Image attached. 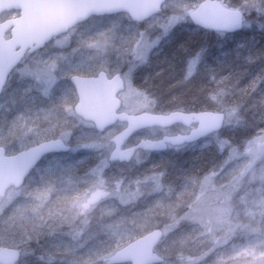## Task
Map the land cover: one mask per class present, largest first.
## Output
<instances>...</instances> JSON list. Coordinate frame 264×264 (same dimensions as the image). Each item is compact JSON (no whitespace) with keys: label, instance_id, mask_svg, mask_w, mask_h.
I'll list each match as a JSON object with an SVG mask.
<instances>
[{"label":"clouds","instance_id":"9594fccd","mask_svg":"<svg viewBox=\"0 0 264 264\" xmlns=\"http://www.w3.org/2000/svg\"><path fill=\"white\" fill-rule=\"evenodd\" d=\"M139 6L149 10L90 11L0 62V98H13L0 112V264H233L241 214L258 204L264 215V77L181 79L166 93L147 78L136 83L149 39H163L159 28L182 8ZM73 75L119 79L111 117L98 122L77 109ZM25 77L29 88L13 86ZM39 83L60 85L43 108L29 102ZM144 112L183 115L159 139L157 123L130 118ZM118 144L142 174L110 179L106 195L84 207L99 186L96 169L57 153L93 149L107 160ZM145 148L176 158L148 164Z\"/></svg>","mask_w":264,"mask_h":264},{"label":"water","instance_id":"95a60500","mask_svg":"<svg viewBox=\"0 0 264 264\" xmlns=\"http://www.w3.org/2000/svg\"><path fill=\"white\" fill-rule=\"evenodd\" d=\"M142 2L146 4L147 0H0V13L10 9L19 10L17 17L0 22V62L5 59L12 62L18 46L38 41L90 11L104 13L107 9L125 8L134 15H141L149 10L139 6ZM188 19L193 25L203 29L235 33L242 27L243 16L240 11L223 7L216 0H204L188 13ZM7 30H10V34L5 38ZM72 80L79 91L77 109L84 116L92 117L98 122H104L112 116L117 102L115 93L120 87L118 78L106 79L101 75L96 79H88L73 75ZM182 115L144 112L130 118L155 122L164 128L171 120ZM162 150L165 149H143L148 152ZM130 156L118 144L108 161L124 163L129 161Z\"/></svg>","mask_w":264,"mask_h":264},{"label":"rangeland","instance_id":"374dc122","mask_svg":"<svg viewBox=\"0 0 264 264\" xmlns=\"http://www.w3.org/2000/svg\"><path fill=\"white\" fill-rule=\"evenodd\" d=\"M202 0H169L170 4L179 3L182 8L179 11L180 19H172L171 21H166L165 26L159 28L158 33L163 35L158 43L153 44L152 41L155 40V35L151 37L148 41L151 47V57L155 55L159 49L170 41L175 30L180 31H193L196 28L189 22L187 14L193 8H195L199 2ZM221 5L234 8L239 10L244 16L243 28L239 35L235 38L238 45L241 42L247 41L250 43V47H254L260 44L263 47L264 52V24L260 20H256L255 16L257 14L264 17V0H217ZM170 16L174 13L169 12ZM165 31L167 34L164 35ZM232 35H227L225 33H216L214 35V40L216 42V48L221 46V41L226 39H231ZM221 43V44H220ZM148 65L142 66L135 73L136 83H145V78H147V83L149 81V74L147 71ZM19 83L21 88H29L30 85L34 83L33 78L25 77L21 81H16L13 79V86ZM60 94V85L46 83H39L37 87L32 88L28 93L31 97L29 101L36 107H47L51 100H54ZM13 105L12 97H2L0 98V112H3L5 108L11 107ZM163 129L160 128V132L157 134V138L163 136ZM154 137H149V139ZM169 152V151H168ZM145 154V153H144ZM61 159V162L72 161L76 162L81 157H87V160L83 165H80L81 169L86 166H94L96 169V183L99 185L96 190L92 193L87 201L84 202V207H87L91 201L97 200L104 195H106V189L104 185L110 179L129 176L130 173L141 170L139 166L129 168L126 164H118L115 162H109L105 160L104 156L93 149H80L77 152L69 151L64 154H57ZM142 178V176H140ZM134 195V194H131ZM234 229H239L235 231L231 242V260L233 264H264V215L261 214L259 205L250 206L246 213L241 214V220L234 226Z\"/></svg>","mask_w":264,"mask_h":264},{"label":"trees","instance_id":"16d2710c","mask_svg":"<svg viewBox=\"0 0 264 264\" xmlns=\"http://www.w3.org/2000/svg\"><path fill=\"white\" fill-rule=\"evenodd\" d=\"M255 18L264 24L263 16L257 14ZM240 32L232 34L231 39L221 41V46L216 48V32L202 29L189 32L175 30L170 41L150 57L148 83L166 93L168 85L181 79L194 85L208 82L213 75H231L240 78L242 82L253 76L260 80L264 77L263 47L257 44L251 48L247 41L238 45L233 37ZM148 157V164L176 158L171 152L153 153ZM140 169L129 175L142 174L143 169Z\"/></svg>","mask_w":264,"mask_h":264},{"label":"flooded vegetation","instance_id":"af4514ba","mask_svg":"<svg viewBox=\"0 0 264 264\" xmlns=\"http://www.w3.org/2000/svg\"><path fill=\"white\" fill-rule=\"evenodd\" d=\"M16 15H17L16 11L5 12V13H2L0 15V20L6 19V18H10V17H14Z\"/></svg>","mask_w":264,"mask_h":264}]
</instances>
